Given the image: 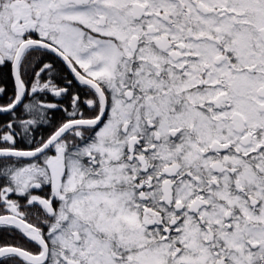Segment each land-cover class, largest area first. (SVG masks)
<instances>
[{"label":"snow or ice","instance_id":"6c2138e0","mask_svg":"<svg viewBox=\"0 0 264 264\" xmlns=\"http://www.w3.org/2000/svg\"><path fill=\"white\" fill-rule=\"evenodd\" d=\"M0 264H264V0H0Z\"/></svg>","mask_w":264,"mask_h":264}]
</instances>
